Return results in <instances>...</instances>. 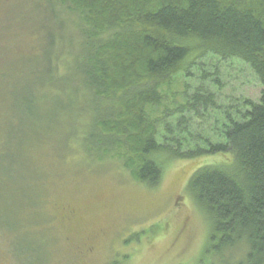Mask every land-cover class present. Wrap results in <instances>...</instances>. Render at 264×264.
Returning a JSON list of instances; mask_svg holds the SVG:
<instances>
[{"label":"trees","instance_id":"trees-1","mask_svg":"<svg viewBox=\"0 0 264 264\" xmlns=\"http://www.w3.org/2000/svg\"><path fill=\"white\" fill-rule=\"evenodd\" d=\"M33 5L31 38L0 49V103H6L0 109L7 108L9 126L0 151V197L10 202L0 213V262L48 264L50 157L115 161L155 187L167 160L230 153V161L198 167L187 189L210 220V246L232 254L223 264H264V89L258 101L245 99V108L228 107L217 141L192 131L183 116L220 108L210 88L187 93L172 111L153 118L149 112L175 75H192L208 55L240 58L264 83V0ZM20 54L29 66L12 61ZM176 113L182 115L170 126L167 118Z\"/></svg>","mask_w":264,"mask_h":264},{"label":"rangeland","instance_id":"rangeland-1","mask_svg":"<svg viewBox=\"0 0 264 264\" xmlns=\"http://www.w3.org/2000/svg\"><path fill=\"white\" fill-rule=\"evenodd\" d=\"M37 1L0 0V49L12 39L18 42L31 38L28 28L34 26L29 22L38 13L31 7ZM17 30L19 34L15 35ZM10 57L16 63L21 60L22 66L30 64L24 54ZM191 73H179L164 86L163 102L151 107L150 116L180 107L187 93L210 88L220 108H210L201 116L194 112L183 116L192 131L199 129L215 141L218 128L227 121L228 107L245 108V99L258 101L264 89V83L240 58L208 55ZM0 114H4L0 117V151H4L1 144L9 130L4 119L7 108L0 109ZM181 115H169L168 124L175 125ZM165 126L159 128L160 134ZM230 160V153L167 160L161 182L152 187L134 179L115 161L98 164L69 158L63 162L50 157L51 180L44 206L52 217L46 243L48 264H199L202 259L204 264H223V259H230L232 254L226 251L222 255L210 246V220L187 186L198 167ZM7 191L5 188L4 195ZM9 205L7 196L0 197V213H5ZM0 250L2 257L4 251ZM6 259L0 264H8Z\"/></svg>","mask_w":264,"mask_h":264}]
</instances>
